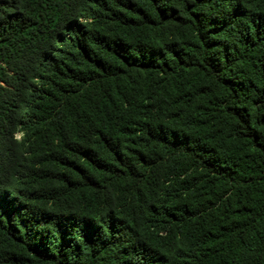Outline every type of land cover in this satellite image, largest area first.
Here are the masks:
<instances>
[{
  "label": "trees",
  "instance_id": "trees-1",
  "mask_svg": "<svg viewBox=\"0 0 264 264\" xmlns=\"http://www.w3.org/2000/svg\"><path fill=\"white\" fill-rule=\"evenodd\" d=\"M0 264H264V0H0Z\"/></svg>",
  "mask_w": 264,
  "mask_h": 264
}]
</instances>
